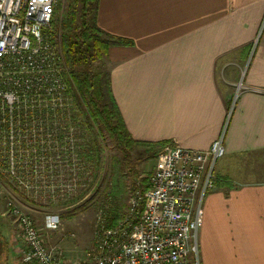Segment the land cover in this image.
Listing matches in <instances>:
<instances>
[{
  "label": "crops",
  "instance_id": "crops-1",
  "mask_svg": "<svg viewBox=\"0 0 264 264\" xmlns=\"http://www.w3.org/2000/svg\"><path fill=\"white\" fill-rule=\"evenodd\" d=\"M97 23L131 41L108 56L134 139L204 150L224 132L199 264H264V0H99ZM7 233L0 264H28Z\"/></svg>",
  "mask_w": 264,
  "mask_h": 264
},
{
  "label": "built area",
  "instance_id": "built-area-1",
  "mask_svg": "<svg viewBox=\"0 0 264 264\" xmlns=\"http://www.w3.org/2000/svg\"><path fill=\"white\" fill-rule=\"evenodd\" d=\"M55 4L56 0H0V170L29 199L43 203L65 199L79 186L77 167L47 168L36 161L45 158L51 142L60 140L56 131L64 127L63 119L42 111L64 106L66 93L63 57L48 32ZM224 154V132L204 150L167 143L145 193L132 191L127 213L117 224L102 228L84 260L66 259L59 246H48L34 218L9 201L6 212L17 222L25 243L19 250L22 261L199 264L203 201L216 185V161ZM60 225L58 213L45 215L46 229L56 231Z\"/></svg>",
  "mask_w": 264,
  "mask_h": 264
},
{
  "label": "trees",
  "instance_id": "trees-1",
  "mask_svg": "<svg viewBox=\"0 0 264 264\" xmlns=\"http://www.w3.org/2000/svg\"><path fill=\"white\" fill-rule=\"evenodd\" d=\"M79 2L78 11L75 6H70L64 19L58 24L53 20L48 28L52 40L55 37L60 38V47L68 69L63 74L66 81L64 106L43 108L42 111L47 112L50 118L63 119L64 127H59L56 131L60 140L48 145L50 149H46L45 158L36 160L47 168L50 166L58 168L60 165L65 168L77 167L79 177L77 193L52 202L64 205L77 203L97 184L104 161L103 144L99 137L102 131L108 134L114 146L121 152V162L133 180L132 191L139 190L141 193L147 190L148 181L147 179L137 181L138 159L133 158V150L137 146H145L149 153L156 155L169 143L168 140L139 141L131 136L111 93L110 72L103 74L96 71L94 65L95 56L102 57L108 54L112 45H127L131 41L115 37L99 27L97 23L99 0H79ZM76 16H78L77 24ZM78 61L84 64L83 68L73 70ZM105 94L108 95V99H105ZM70 127L73 130L69 131ZM50 128L54 130L53 126ZM115 165L112 164V172L116 175L112 196L116 195L121 185L118 176L121 173L117 171ZM53 174L57 173L54 171ZM0 176L27 197L18 185L10 181L6 172L0 170ZM110 218L107 226H113L120 220L117 213Z\"/></svg>",
  "mask_w": 264,
  "mask_h": 264
},
{
  "label": "rangeland",
  "instance_id": "rangeland-1",
  "mask_svg": "<svg viewBox=\"0 0 264 264\" xmlns=\"http://www.w3.org/2000/svg\"><path fill=\"white\" fill-rule=\"evenodd\" d=\"M76 7L78 11L79 0H56L54 18L58 24L64 19L69 7ZM78 15V13L76 14ZM76 16V24L78 23ZM75 24V25H76ZM58 53L63 57L62 66L64 71L68 69L65 64L64 54L60 47V38H53ZM78 56H80L78 54ZM95 70L101 73L110 71L111 62L108 54L96 57L94 60ZM84 64L78 61L73 70H81ZM70 70V68H69ZM238 89V86H237ZM240 89V88H239ZM105 99L108 95L105 94ZM103 144L104 161L100 169V177L97 184L87 192V194L75 204L64 205L54 203L35 202L23 195L21 191L12 186L4 177L0 176V231L10 235L12 231L18 235L19 247L24 246V240L19 226L13 216L6 212L9 201H14L28 214H30L43 233L44 241L48 246H59L66 259L84 260L93 250L99 234L103 227L107 226L109 218H113L115 213L121 219L128 211L132 190L133 180L128 175L122 161L121 152L114 146L112 140L105 131L99 136ZM161 151L154 155L149 153L145 146H137L132 156L137 160L136 167L139 170L138 182L149 179L150 174L158 164V156ZM116 164V169L121 185L116 195L112 196L111 191L115 188L116 175L112 172V164ZM115 176V177H114ZM49 212L58 213L61 218L59 230L51 231L44 227L45 215ZM110 218V219H111ZM12 227V230H11ZM6 235V236H7ZM9 236H7L8 238Z\"/></svg>",
  "mask_w": 264,
  "mask_h": 264
}]
</instances>
